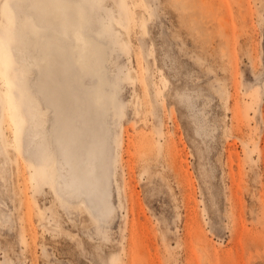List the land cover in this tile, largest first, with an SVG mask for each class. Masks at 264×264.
Listing matches in <instances>:
<instances>
[{
  "label": "rangeland",
  "instance_id": "obj_1",
  "mask_svg": "<svg viewBox=\"0 0 264 264\" xmlns=\"http://www.w3.org/2000/svg\"><path fill=\"white\" fill-rule=\"evenodd\" d=\"M84 1L106 79L110 196L92 214L47 179L52 144L11 150L12 121L27 124L17 85L84 96L97 79L67 44L55 74L16 65V43L31 51L45 29L14 7L24 0H0V264H264V0Z\"/></svg>",
  "mask_w": 264,
  "mask_h": 264
},
{
  "label": "bare ground",
  "instance_id": "obj_2",
  "mask_svg": "<svg viewBox=\"0 0 264 264\" xmlns=\"http://www.w3.org/2000/svg\"><path fill=\"white\" fill-rule=\"evenodd\" d=\"M14 7L20 13L32 8V26L36 28L43 27L45 29V31L38 33L39 38L34 37L37 45L33 46L31 51H29L28 46L22 47L19 43H16L17 56H14L16 65L23 63L24 67L32 69L36 76L41 75L44 70L55 74L56 71L61 69L59 67L61 60L59 53H62L61 45L67 44L69 53L75 55V63L79 67L80 72L83 73L82 67L84 70L86 68L92 70L90 75H94L97 79V87L92 93L85 94L84 96L79 92L73 91L69 83L63 86L62 90L54 88L48 92L37 91L35 93L30 90V86L17 85L14 89L13 87H9V91L13 89L14 93L17 94V103L27 116L25 131L19 130L15 122L12 121L16 131H19L22 135L16 137L11 150L21 157V154L24 152L20 142L25 137L26 139L28 138L26 140L28 142L26 143L33 146L43 140L48 144H52V150L56 158L52 161L54 165L52 176L49 174L47 179L53 184L54 190L59 197V193L66 191L68 197L79 199L81 205L85 204L93 214L97 211V208L100 209L102 204L105 205L108 201V196H110L108 188L109 166L107 160L108 147L110 145V128L108 125V108L106 107L107 104L104 98L106 79L102 75L104 72L103 62L99 61V63L97 61V55H100L101 47L97 42L93 43L89 41L91 38L88 34L90 31V13L87 4L84 0H24L22 5L14 2ZM18 37L20 36L18 35ZM19 39L21 42L24 41L22 37ZM84 59L86 60V64H84ZM80 64H82V67L79 66ZM39 100H43V102L52 106L50 112L53 114V121L50 128L45 125L47 114L40 111ZM186 104L187 106L189 105L187 100ZM6 108L11 109V103L8 102ZM7 113L9 114L8 111ZM4 144L0 131V156L8 158L10 147L8 145L6 147ZM14 190H18V188ZM260 195L263 196V194ZM238 203L241 205V201ZM261 221L263 222V220ZM259 223L261 222L259 221ZM259 225L261 226V224ZM261 228L263 227L261 226ZM254 237L260 238L257 234ZM258 241L260 240L258 239ZM241 253L243 254V252ZM257 255L259 256V254ZM215 256L218 257L217 254ZM220 257L224 259L228 258L226 255H221ZM206 258L208 257L206 256ZM228 260L230 261V258ZM206 261L208 264V260ZM229 263L231 264V262Z\"/></svg>",
  "mask_w": 264,
  "mask_h": 264
}]
</instances>
